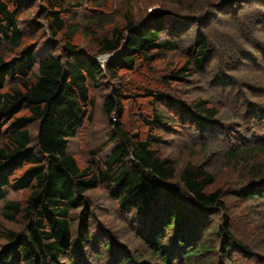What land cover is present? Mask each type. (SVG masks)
I'll return each instance as SVG.
<instances>
[{
	"label": "trees",
	"instance_id": "16d2710c",
	"mask_svg": "<svg viewBox=\"0 0 264 264\" xmlns=\"http://www.w3.org/2000/svg\"><path fill=\"white\" fill-rule=\"evenodd\" d=\"M157 1L173 10L161 7L135 20L133 0H0V219L20 226L18 232L3 229L0 264H246L255 247L264 249L240 237L229 203L264 207V81L233 75L245 57L264 70L257 57L264 60L257 36L264 11L236 9L247 0ZM36 2L42 23H27L49 34L45 43L22 27L25 10ZM254 3L264 7V0ZM119 51L105 63L98 60ZM170 54L178 61L161 71ZM194 77L213 92L211 99H180L174 86ZM101 88L111 149L105 159L108 144L81 163L70 141L94 123V91ZM138 100L150 111L138 115L144 135L124 122L127 102ZM228 107L233 113L222 121ZM177 108L197 136L223 138L217 150L202 147L204 160L220 158L239 169L236 189L217 188L205 161L179 171L162 155L159 130L177 128ZM233 124L239 136L225 137L223 128L233 130ZM98 189L138 218L141 227L133 231L140 252L98 228L89 197ZM12 192L25 196L11 200ZM252 218L264 228V213ZM257 261L264 264L262 256Z\"/></svg>",
	"mask_w": 264,
	"mask_h": 264
},
{
	"label": "rangeland",
	"instance_id": "374dc122",
	"mask_svg": "<svg viewBox=\"0 0 264 264\" xmlns=\"http://www.w3.org/2000/svg\"><path fill=\"white\" fill-rule=\"evenodd\" d=\"M133 13L135 16V20H143L146 18V14L152 13L154 11H158L161 9V7L170 8V10L173 8L171 6H168V4H162L158 2L157 0L154 2H151V4H148V2H142V0H133ZM214 0H204L206 3H213ZM221 1V0H220ZM249 2H246L245 4H236L235 7L244 9V13L249 12H256L260 13L259 10L264 11V7L257 6L253 0H247ZM261 2V1H260ZM240 3V2H239ZM261 5V3H259ZM41 6V2H36L35 4H32L29 6V8H25L26 14L24 20H22L24 23L23 28L30 36H34L36 34L35 39H41L43 43L47 42V40L50 39V36L45 30L41 31L39 27H34L27 22H37L42 23V21L37 20L36 14L39 10V7ZM264 6V5H263ZM258 9V10H257ZM120 18V17H118ZM214 18L221 19V20H227V17H224L220 14H214ZM119 21V20H117ZM197 25V24H196ZM196 27V26H195ZM227 31H232L231 29H226ZM235 33V32H234ZM233 35V33H231ZM250 36V34L248 35ZM258 41L262 46H264V22L259 27L258 33ZM89 43V42H88ZM83 46H86V42L83 41ZM257 56V55H256ZM105 56H100L99 61L102 63L107 62L104 59ZM259 58L260 67H264V60H262L261 56H257ZM246 59L243 60L242 68L240 70H237L236 73H233V75L237 76V78L243 79L244 81L250 82L253 79H259L261 81H264V70L260 69L256 70L254 68L256 64V58L253 57H245ZM178 61V58L176 55H166L162 59V63L160 64L161 71H166V69H169L173 64H175ZM261 67V68H262ZM137 77V76H136ZM134 78L135 82L136 79L138 82L136 84H142L144 79H138ZM201 78H192L190 83H187L182 86H174L178 92L181 94L180 99H185L187 101H193L198 99H211V95L213 92L208 88L207 85H205L204 81L200 82ZM128 81V78L126 79ZM132 81V80H131ZM253 84V83H252ZM264 85V82H262ZM94 94L98 97V105L95 109V121L92 124H87L84 126L81 133L78 135L77 138L70 141L69 145V151L71 154L75 155L81 163L86 162L89 159V155L92 151H95L102 146H105L108 144L110 137L113 133L112 125L109 123V120L105 117L104 111H103V100L104 96L106 95L105 88L97 89V91H94ZM242 94V93H241ZM244 98V95H241V99ZM130 105H128V102L126 104V113L124 114V122L127 126L133 131V133L139 132L140 135H144L146 128L140 127V123L138 122V115L140 113L142 114H149V109L145 106V103L141 100H138V102H130ZM230 110V111H229ZM226 111V112H225ZM182 112L178 110V108L173 113V118L176 121L177 128L175 130H172L173 128L166 127L165 130L160 131L159 134L161 135V138L163 140L162 145L160 147V151L162 155L165 158L171 159L172 161H175L178 165L179 171L184 168L187 164L193 163V164H203V161H205V156H207L208 153L203 152V146L212 145L213 149L217 148L216 142L219 139H222V137L219 136H206L202 137L197 136L195 130L193 131L191 128V123L187 119V117L183 116L181 114ZM230 113H233V109L228 107V109L224 110V112L221 113V120L226 121L230 120L229 116ZM115 120V118H113ZM242 122L240 119L235 120ZM183 122V123H182ZM233 122V121H232ZM239 122H236L239 124ZM182 123V124H181ZM237 124H233L232 126L235 128L238 126ZM254 125H256V122H253ZM241 125H244L242 123ZM259 127L260 124H257ZM263 127V126H260ZM239 132H238V131ZM228 131H231L229 133ZM241 134H246V129L244 128L241 130ZM222 133L226 136H229L231 138H235L239 136L240 130L235 128L233 130L229 128H223ZM196 135V136H195ZM230 138V139H231ZM230 139H224V141H229ZM113 147V146H112ZM111 149V145L108 144L107 148L103 155H101V159H105L106 154ZM217 150V149H216ZM208 152V150H207ZM206 164L208 166V169H210L211 172L214 173L216 176V187L221 188L224 191H231L232 189H236L235 186H238L241 179L239 177L240 171L239 169L236 172L235 167L228 168L225 166L222 159L219 158L218 162H214L213 158L206 159ZM225 166V167H224ZM179 179L176 178L175 183H178ZM251 186V185H250ZM248 186H240V189H244ZM25 196L24 192H12L8 195V198L11 200H22ZM89 197L91 199L92 203V213L95 219L96 224L99 226L98 228L102 230L103 232L113 236V238L118 239L120 244H122L123 247H128L130 249H133L136 252H140V250L143 248L141 243L137 240L138 238L135 236V229L138 232V228L141 227L140 222H136L138 218L135 215L128 216L127 213H125L126 210H120L117 206L116 200L113 196H111L106 190L104 189H98L92 193L89 194ZM231 205L230 215L233 219V225L240 231V234L242 236L240 237H246L247 239H250L257 246L258 244L264 245V228L262 226V222H256L255 219L252 217L254 215H259L261 217V214L264 213V207L258 208L259 206L254 205H248V204H239L236 200H230L229 201ZM129 209V208H128ZM220 216V215H219ZM219 223H221V219H217ZM132 225V226H131ZM94 227V226H93ZM3 229H8L12 231H20V226L16 224L7 223L0 219V248L4 244V239L1 236V233ZM256 243V244H255ZM257 254L255 258L251 259V262H247L246 264H259L257 260L261 259V256L264 258V249L261 251L258 248H256ZM87 251L91 253V249L87 248ZM94 253H91V259L90 261L94 262L96 259L94 257ZM93 257V258H92ZM104 261V260H101ZM82 262V260H81ZM61 263V262H60ZM84 264V263H81Z\"/></svg>",
	"mask_w": 264,
	"mask_h": 264
},
{
	"label": "water",
	"instance_id": "95a60500",
	"mask_svg": "<svg viewBox=\"0 0 264 264\" xmlns=\"http://www.w3.org/2000/svg\"><path fill=\"white\" fill-rule=\"evenodd\" d=\"M122 51H119V52H117V53H114V54H112V55H106L105 57H104V59L107 61V60H110V59H112V58H114V57H116L118 54H120Z\"/></svg>",
	"mask_w": 264,
	"mask_h": 264
}]
</instances>
